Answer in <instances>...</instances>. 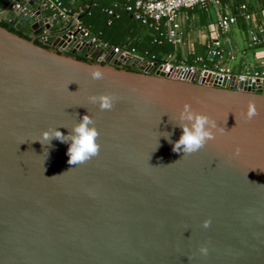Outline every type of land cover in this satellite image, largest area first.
<instances>
[{
    "label": "water",
    "instance_id": "95a60500",
    "mask_svg": "<svg viewBox=\"0 0 264 264\" xmlns=\"http://www.w3.org/2000/svg\"><path fill=\"white\" fill-rule=\"evenodd\" d=\"M43 21L29 39L0 26V264H264V85L165 74L66 34L36 42ZM100 93L111 110L89 101ZM185 103L217 130L183 156L163 134L179 139ZM84 114L99 154L70 165L69 144L41 133Z\"/></svg>",
    "mask_w": 264,
    "mask_h": 264
},
{
    "label": "built area",
    "instance_id": "2783aa9c",
    "mask_svg": "<svg viewBox=\"0 0 264 264\" xmlns=\"http://www.w3.org/2000/svg\"><path fill=\"white\" fill-rule=\"evenodd\" d=\"M209 2L218 4L219 0H133L126 5V10L130 12L135 20L143 24L148 23L152 25L159 36H165L168 42L176 44L180 33L177 18L181 11L194 8L195 6H206ZM10 6L21 15L29 14L31 19L29 23L37 21V15L39 12L41 13L45 21L42 22V29L36 36L38 40H48L53 20L56 19L59 21V28L55 38H59L61 34H66L69 41L73 42L76 40L79 44L88 43L97 49H102L103 52L110 51L116 57L122 56L128 59L139 57L140 60H145L147 64H153V70L157 68L165 72V74H180L186 77L194 73L201 75L203 72H208L226 77L227 80H230L234 76L235 80L258 81L264 85V68H253L241 73H233L228 65H220L217 61L213 67H208L205 64L198 65L196 62L202 61V58L196 57L194 63L188 64L182 59L176 60L172 54H167L163 61L158 63L153 57L147 59L139 55L133 48L122 49L119 46H109L106 41L99 39L98 36L82 24L80 20L81 6L76 10H72L59 0H10ZM239 9L246 21L251 20L252 16L246 10L244 3L239 5ZM43 11L50 12L51 16H44ZM106 11L109 14L111 13L110 9ZM235 23L236 16L233 13H222L217 18L216 27L221 34H226ZM45 24H48L49 27H44ZM261 34L262 36L259 37L256 33L250 31L248 46L263 44L264 30H262ZM206 47L208 59L216 58L218 60L226 53L223 43L219 38L208 41ZM227 56L231 60L234 58V54L231 52H228Z\"/></svg>",
    "mask_w": 264,
    "mask_h": 264
},
{
    "label": "trees",
    "instance_id": "16d2710c",
    "mask_svg": "<svg viewBox=\"0 0 264 264\" xmlns=\"http://www.w3.org/2000/svg\"><path fill=\"white\" fill-rule=\"evenodd\" d=\"M65 6L72 10L82 7L80 12V20L84 26H86L93 34L98 36L99 39L106 41L109 46H119L124 49L133 48L139 55L144 56L147 59L152 57L160 63L163 61L167 54H172L176 60L182 59L186 63H194L196 57H201L202 61L196 62L198 65L205 64L208 67H213L217 61L216 58H207L206 45L199 46V49L193 51L192 54L182 56L181 52L176 48L174 44L168 42L165 36H159L153 26L146 23L143 24L138 20H135L129 11L126 10V5L133 0H59ZM227 2L233 10V14L236 16V23L240 29L247 33V22L241 14L239 9L240 4L246 5V10L251 13L250 5L246 0H221ZM261 7H264V0H259ZM110 9L109 14L106 10ZM0 26L9 29L10 31L25 37L30 38L31 29L29 22H23L21 20V14L17 13L10 6V0H0ZM44 16H51L50 12L43 11ZM22 21L23 25L19 30L14 28L15 21ZM59 25L57 20H53L52 28L48 37L49 41L54 40L56 33L58 32ZM257 36L261 37V33H257ZM38 42V39H36ZM41 44V43H39ZM261 44H256L259 46ZM264 45V43H263ZM47 48H52L48 47ZM83 59V58H82Z\"/></svg>",
    "mask_w": 264,
    "mask_h": 264
},
{
    "label": "clouds",
    "instance_id": "9594fccd",
    "mask_svg": "<svg viewBox=\"0 0 264 264\" xmlns=\"http://www.w3.org/2000/svg\"><path fill=\"white\" fill-rule=\"evenodd\" d=\"M90 75L93 79H102L103 70L93 67L90 69ZM88 99L91 103L98 104L101 110H111L115 103V97L108 93L92 94ZM257 115L258 110L255 103L249 101L246 111L247 119L251 120ZM179 121L180 123H178V126L182 128V133L177 141H171L170 133L164 132L163 134V136L172 143V150L174 152L179 153L182 151L183 156L189 155L203 148L209 141H214L216 139V121L206 113L195 111L188 103L183 105L179 113ZM41 136L43 141H48V144H50L51 140L54 138L63 143H68L67 155L70 165L86 163L99 154L100 144L97 140L99 131L95 126L94 119L88 114H84L82 118L72 126L67 135L62 133L59 128L50 127L49 129L43 130ZM239 151V148H237L235 150V155H239ZM63 174L64 172L59 175ZM48 178L50 179L52 177ZM210 224L211 221L209 219L203 221V227L205 228H208ZM199 251L201 254L207 255L208 248L202 245Z\"/></svg>",
    "mask_w": 264,
    "mask_h": 264
},
{
    "label": "crops",
    "instance_id": "0c3cea01",
    "mask_svg": "<svg viewBox=\"0 0 264 264\" xmlns=\"http://www.w3.org/2000/svg\"><path fill=\"white\" fill-rule=\"evenodd\" d=\"M247 2L252 16L251 20L246 21L247 33L237 24H234L226 34L220 33L216 27L218 16L222 13L232 14L233 10L227 2L219 0L218 4L209 2L206 6H195L181 11L177 18L179 40L174 45L182 56H186L199 49V46L206 45L211 39L219 38L226 50L225 55L217 60L220 65H228L233 73L264 68V45L248 46L250 31L257 34L264 30V7H261L259 0H246ZM2 15L3 12L0 13V16ZM228 52L234 54L232 60L228 58Z\"/></svg>",
    "mask_w": 264,
    "mask_h": 264
},
{
    "label": "flooded vegetation",
    "instance_id": "af4514ba",
    "mask_svg": "<svg viewBox=\"0 0 264 264\" xmlns=\"http://www.w3.org/2000/svg\"><path fill=\"white\" fill-rule=\"evenodd\" d=\"M53 48V47H52ZM89 59V58H88ZM90 60V59H89ZM127 68H132V66L128 65Z\"/></svg>",
    "mask_w": 264,
    "mask_h": 264
},
{
    "label": "rangeland",
    "instance_id": "374dc122",
    "mask_svg": "<svg viewBox=\"0 0 264 264\" xmlns=\"http://www.w3.org/2000/svg\"><path fill=\"white\" fill-rule=\"evenodd\" d=\"M57 23H59V21L57 20Z\"/></svg>",
    "mask_w": 264,
    "mask_h": 264
}]
</instances>
